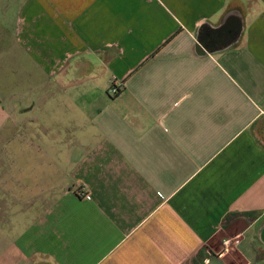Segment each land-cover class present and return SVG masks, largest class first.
<instances>
[{
    "label": "crops",
    "instance_id": "obj_1",
    "mask_svg": "<svg viewBox=\"0 0 264 264\" xmlns=\"http://www.w3.org/2000/svg\"><path fill=\"white\" fill-rule=\"evenodd\" d=\"M0 6L22 264H264V0Z\"/></svg>",
    "mask_w": 264,
    "mask_h": 264
},
{
    "label": "rangeland",
    "instance_id": "obj_2",
    "mask_svg": "<svg viewBox=\"0 0 264 264\" xmlns=\"http://www.w3.org/2000/svg\"><path fill=\"white\" fill-rule=\"evenodd\" d=\"M5 17H8V14H5L4 7L0 6V32L4 30L1 22L4 23V20H6ZM14 17L15 16L12 15L11 22H13ZM6 49H9L7 41L0 37V50L3 51ZM6 59L8 58H4V65H6L5 72H9H7L8 75H10L9 79H12V82H14L15 79H20L19 76L15 77V72H12V69L10 68L14 65L10 64L11 62H8ZM12 76L14 78H12ZM25 203L26 202L23 203L19 202V200L12 199H1L0 201V207L3 208V205L10 207L8 209L9 211H6L5 209L0 210V264H22V250H19L21 248L17 241L24 233ZM232 255L234 256L235 254ZM11 258L16 259L15 261H12ZM232 259V261H235L234 264H240L237 258Z\"/></svg>",
    "mask_w": 264,
    "mask_h": 264
},
{
    "label": "built area",
    "instance_id": "obj_3",
    "mask_svg": "<svg viewBox=\"0 0 264 264\" xmlns=\"http://www.w3.org/2000/svg\"><path fill=\"white\" fill-rule=\"evenodd\" d=\"M120 92H121V88L119 87V85H117L114 81H112L109 85V94L113 97H117L119 96ZM205 262H208V260H205Z\"/></svg>",
    "mask_w": 264,
    "mask_h": 264
},
{
    "label": "trees",
    "instance_id": "obj_4",
    "mask_svg": "<svg viewBox=\"0 0 264 264\" xmlns=\"http://www.w3.org/2000/svg\"><path fill=\"white\" fill-rule=\"evenodd\" d=\"M209 31V30H208Z\"/></svg>",
    "mask_w": 264,
    "mask_h": 264
}]
</instances>
